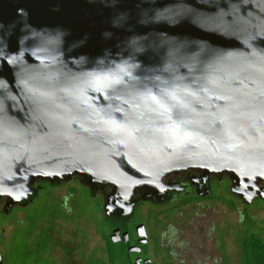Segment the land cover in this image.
<instances>
[{"label":"water","instance_id":"obj_1","mask_svg":"<svg viewBox=\"0 0 264 264\" xmlns=\"http://www.w3.org/2000/svg\"><path fill=\"white\" fill-rule=\"evenodd\" d=\"M186 169L264 199V0H0L5 207L35 180L122 202Z\"/></svg>","mask_w":264,"mask_h":264},{"label":"flooded vegetation","instance_id":"obj_2","mask_svg":"<svg viewBox=\"0 0 264 264\" xmlns=\"http://www.w3.org/2000/svg\"><path fill=\"white\" fill-rule=\"evenodd\" d=\"M162 182L156 193L135 190L117 202L107 199L109 187L76 175L35 180L10 207L0 199V241L7 230L10 264H244L245 235L264 240V218L248 213L264 211V199L244 203L225 173L186 169Z\"/></svg>","mask_w":264,"mask_h":264},{"label":"trees","instance_id":"obj_3","mask_svg":"<svg viewBox=\"0 0 264 264\" xmlns=\"http://www.w3.org/2000/svg\"><path fill=\"white\" fill-rule=\"evenodd\" d=\"M245 236L247 242L242 246L244 264H264V240L258 235Z\"/></svg>","mask_w":264,"mask_h":264},{"label":"rangeland","instance_id":"obj_4","mask_svg":"<svg viewBox=\"0 0 264 264\" xmlns=\"http://www.w3.org/2000/svg\"><path fill=\"white\" fill-rule=\"evenodd\" d=\"M216 207H217V210L219 212L223 211V206H216ZM219 212H218V215H220ZM248 213H249V215H251L253 217L254 220H257V219L258 220H262L264 218V211L263 210H255L254 211V208H250V209H248ZM82 216L83 217H87L88 216L87 211L86 212L83 211ZM259 233L264 237V228H262V229L260 228ZM0 242H1V247L0 248L2 249V261H1V264H10V261H9V255H10L9 249L12 248V250H13V246H12V242H11L10 236L7 233V230L5 231V236L1 239ZM18 253L19 252H17V253L14 252V254H13V260L14 261L18 260Z\"/></svg>","mask_w":264,"mask_h":264}]
</instances>
